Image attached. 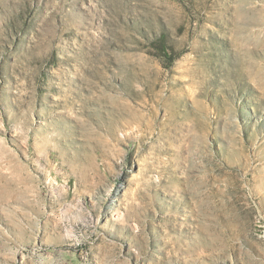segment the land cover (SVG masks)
<instances>
[{"label":"rangeland","instance_id":"1","mask_svg":"<svg viewBox=\"0 0 264 264\" xmlns=\"http://www.w3.org/2000/svg\"><path fill=\"white\" fill-rule=\"evenodd\" d=\"M0 264H264V0H0Z\"/></svg>","mask_w":264,"mask_h":264}]
</instances>
